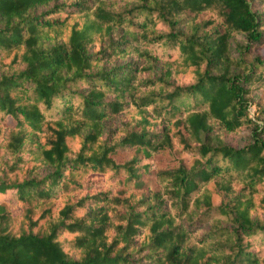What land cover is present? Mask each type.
Masks as SVG:
<instances>
[{
  "label": "trees",
  "instance_id": "16d2710c",
  "mask_svg": "<svg viewBox=\"0 0 264 264\" xmlns=\"http://www.w3.org/2000/svg\"><path fill=\"white\" fill-rule=\"evenodd\" d=\"M263 4L0 0V264H264Z\"/></svg>",
  "mask_w": 264,
  "mask_h": 264
},
{
  "label": "rangeland",
  "instance_id": "374dc122",
  "mask_svg": "<svg viewBox=\"0 0 264 264\" xmlns=\"http://www.w3.org/2000/svg\"><path fill=\"white\" fill-rule=\"evenodd\" d=\"M262 7H264V4L259 5V8H262ZM261 54L264 56V48L261 50ZM259 97H260V94H257L255 96V100H257ZM257 115H258V108L256 106H252L250 108V117L256 118ZM249 135H250L249 131H244L238 136L228 138L227 141L229 144H232L236 147H242L248 141Z\"/></svg>",
  "mask_w": 264,
  "mask_h": 264
}]
</instances>
